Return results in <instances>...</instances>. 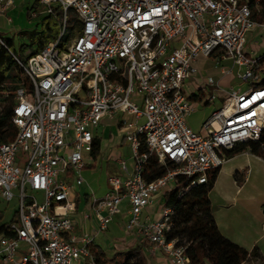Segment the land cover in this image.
I'll return each mask as SVG.
<instances>
[{"label":"built area","instance_id":"built-area-1","mask_svg":"<svg viewBox=\"0 0 264 264\" xmlns=\"http://www.w3.org/2000/svg\"><path fill=\"white\" fill-rule=\"evenodd\" d=\"M0 3L4 13L13 0ZM39 3L46 6L42 14L61 8L62 28L41 52L24 63L19 60L32 89H17L11 113L17 132L0 144V200L16 199L18 206L16 220L0 234V260L75 264L84 259L98 264L91 251L96 234L125 212V230L140 234L153 255L160 251L173 264H193L186 246L169 239L174 208L164 195L207 183L210 173L230 160L229 150L260 138L263 75L260 59L251 56L246 44L250 32L264 27L255 18L264 12L261 0ZM72 12L81 28L61 46ZM40 14L33 9L31 16ZM210 57L217 64L230 60L238 65V78L250 86L226 91L223 105L195 131L186 117L194 109V82L201 77L198 62ZM221 70L226 74L233 68ZM204 84L218 83L208 76ZM117 113H123L121 129L131 157L120 159L121 174L108 177L105 194L90 193L97 229L77 234L76 188L84 183L83 170L94 164L96 129L105 116ZM152 163L166 171L149 180ZM151 206L158 208L156 219L144 217ZM83 216L88 219L92 213L84 211ZM22 243L27 248L19 255Z\"/></svg>","mask_w":264,"mask_h":264},{"label":"trees","instance_id":"trees-1","mask_svg":"<svg viewBox=\"0 0 264 264\" xmlns=\"http://www.w3.org/2000/svg\"><path fill=\"white\" fill-rule=\"evenodd\" d=\"M263 4H264V0ZM40 4L36 0L34 6ZM32 8H29L31 11ZM259 22H264L263 15H257ZM63 11L55 7L54 14H45L40 22V29L25 31L30 38V44H22L16 49L12 38H3L0 41V144L12 140L17 132L11 121L12 108L16 101L17 89L24 85L32 89L30 78L22 65L27 58L23 55L25 49L31 47L30 55L41 52L47 44L58 38L61 33ZM76 28H81L80 21L72 12L67 19V29L61 38V46H65ZM264 86V77L259 83ZM101 146L100 139L95 138L92 156L96 157ZM250 150L252 153L264 158V128L258 140H249L228 151L229 157ZM222 167L212 171L207 183H198L188 191L181 194L180 188L166 191L164 199L167 205L174 208L173 229L169 239H177L179 245L186 246V252L193 264H245L247 261H262L263 256L258 246L248 250L230 238L219 229L216 222L210 192L213 189ZM148 179H155L165 173V167L156 163L150 165ZM184 181L185 179L182 178ZM16 211L10 221L4 220L0 210V234L7 233L6 225L16 220ZM95 260L99 264H106L100 251H94ZM115 264H147V259L140 247L119 255Z\"/></svg>","mask_w":264,"mask_h":264},{"label":"crops","instance_id":"crops-1","mask_svg":"<svg viewBox=\"0 0 264 264\" xmlns=\"http://www.w3.org/2000/svg\"><path fill=\"white\" fill-rule=\"evenodd\" d=\"M16 0H13V4L4 12L6 13L9 11L10 8L14 7ZM261 5L264 8L263 1L261 0ZM3 7V4L0 3V9ZM4 13H0V17L4 15ZM263 15V13L261 14ZM257 15H255L256 18ZM256 20H258L256 18ZM7 22L10 24L12 22L11 17H7ZM264 23V22H262ZM256 27L249 35L254 36L257 33ZM262 29L261 33L264 36V27L259 26ZM0 29L2 26L0 25ZM1 32V31H0ZM248 35V36H249ZM248 43V41H247ZM258 43V42H257ZM261 45H264V38L262 39ZM257 48L256 52H250L251 56L260 59L261 63V71H262V78L264 77V52L260 54ZM248 51V50H247ZM215 59L214 57H210ZM210 58H201L198 62V66L200 68L201 64H206ZM222 72V70H221ZM223 73V72H222ZM198 82L200 85L199 87L194 84L193 86L196 97L193 98L194 100V109L187 115L186 120L187 123L191 126L192 129L195 131H201L203 124L205 123L206 119L203 122H198L194 115L199 111L200 102L204 100L203 105H208L214 103V101H209V97L204 99L206 91L203 90L204 88V79L199 77L194 83ZM214 111V110H213ZM212 111V112H213ZM123 117V113H117L114 117L105 116L103 118L102 123L96 129L95 133L96 136L100 139L101 146L99 153L96 157H94V164L91 166L86 167L82 174L84 177V183L81 187L76 188V195H77V202H78V211L76 213V233L81 234L84 231L94 232L97 229L98 223L93 215L92 207L90 204V193L94 192L95 195L101 196L108 191V177L111 174H121V167H120V159L126 158L130 160L131 157V148L130 143L126 140L123 136L121 140V144L118 146H110L114 141V137L118 134V130H121V119ZM128 118L131 120V116L129 115ZM202 121V120H201ZM129 146L128 155L123 151V148ZM245 155L247 158V169H244V166L236 170V177L237 179H241L239 174L241 170L248 171L250 173V164L252 160H260L264 162V158L252 153L250 150H246L241 152L233 157L230 160H234L237 156ZM229 160V161H230ZM113 161V162H110ZM225 165V164H224ZM217 177V181L210 192V199L212 202V209L218 224L220 231L231 240L235 241L236 243L240 244L241 246L245 247L248 250H252L254 246H258V241L261 237L264 236L262 233L259 236H255L254 231H252L249 227H239L234 223L233 218L227 214H224L221 211L222 208H226L224 204L219 203V199H225L229 197V193L224 191L223 189L219 193L216 188H218L220 183V176L223 172V167ZM248 180V174L245 177V181ZM243 187V186H241ZM240 188H237V192ZM222 195V197H220ZM125 206V205H124ZM84 211H89L92 213L91 218L85 219L83 216ZM242 218L247 219L248 215L246 213H242ZM144 217H150L151 219L158 218V208L155 206L147 207L144 210ZM126 213L123 212L122 214L117 215L112 222L116 221L118 228L123 232V236H116L113 235L112 231L110 230V226L108 229L104 231H100L96 234L94 242L91 246V251L93 253L94 259L95 254L94 251H100L102 253V258L106 261V264H115V261H118L121 254L124 252H128L131 249L136 247H140L142 253L145 255L147 259V264H173L166 255L162 252H157L156 255H153L150 252L151 244L148 243L143 239V237L136 233V232H127L125 230V222H126ZM111 222V223H112ZM26 244L22 243L21 249L19 251V255L25 253L26 251ZM264 262V251L263 248L259 247ZM96 261V260H95ZM86 261L81 259L80 261L76 262L75 264H85ZM0 264H8L5 263L3 260H0ZM99 264V263H98Z\"/></svg>","mask_w":264,"mask_h":264},{"label":"rangeland","instance_id":"rangeland-1","mask_svg":"<svg viewBox=\"0 0 264 264\" xmlns=\"http://www.w3.org/2000/svg\"><path fill=\"white\" fill-rule=\"evenodd\" d=\"M35 1L36 0H16L15 6L10 8L9 11L0 17V25L2 26V29H0V36L2 38H12L17 50H19L22 44H30V38L24 33L25 31L40 29V22L45 15L42 14V11L46 9V6L37 4L33 7ZM29 8H32L31 11H29ZM33 9H36L41 14L37 17H32L31 13ZM258 15H261V13ZM7 17L12 18L10 24L7 22ZM261 31L262 29L258 27L257 33L254 36H248V43L246 44V49L248 51L255 53L257 48H260V54L264 52V45H261L264 36ZM78 32L79 28H76L73 35ZM30 52L31 47L27 50L25 49L23 55L28 57ZM222 68H233V71L223 74L221 72ZM240 71V67L238 65H233L230 60L217 64V59L210 58L206 64L200 65V75L202 79L212 76L218 84L204 85L207 89L204 99L215 93L217 96L214 103L204 106V100L200 102V105H202L199 107V111L194 115L198 122H203L209 117L213 110L218 109L223 105L224 100L228 95L226 91H231L233 88L237 89L240 87L246 89L250 86V81L242 82L238 78ZM195 84L198 87L200 86L198 82ZM134 120V116H131V121ZM144 122V119L141 120V123ZM125 133L126 131L119 129L118 134L114 137V141L110 146L120 145ZM123 151L128 155L129 146L126 145V147L123 148ZM241 166H244V169H247L248 164L245 155L237 156L234 160L228 161L223 167V172L220 176V183L216 189L219 193L222 189L227 191L229 197L224 200L221 198L218 200L220 204L226 206V208H222L220 212L231 216L234 223L239 227H249L254 231L255 236H259L264 233V162L260 160H252L250 164V173L248 171L245 172L243 169L238 178H241V176L243 177L237 179L236 170L241 168ZM247 174L248 180L245 181ZM237 188H240L238 192ZM220 197H222V195H220ZM17 207L16 199L10 202L0 200V210L3 212L5 221H10L12 219ZM243 212L248 215L247 219L242 218ZM109 226L113 235H124L118 228L116 221L110 223ZM258 247L263 248L264 251V236L259 239ZM253 263L264 264L262 261H247L245 264Z\"/></svg>","mask_w":264,"mask_h":264}]
</instances>
